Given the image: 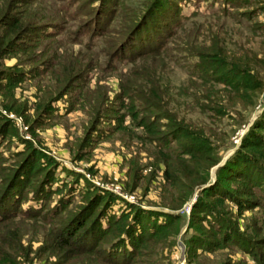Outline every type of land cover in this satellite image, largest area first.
Returning a JSON list of instances; mask_svg holds the SVG:
<instances>
[{
  "label": "rangeland",
  "instance_id": "obj_1",
  "mask_svg": "<svg viewBox=\"0 0 264 264\" xmlns=\"http://www.w3.org/2000/svg\"><path fill=\"white\" fill-rule=\"evenodd\" d=\"M17 1L26 2L21 6L30 11L32 20L40 28H30L26 32L29 35L14 41V46L22 49L0 55V75L11 73L13 68L19 70L15 74L18 80L12 88L0 85V112L3 115L0 122V181L3 182L0 190L9 173L4 167H15L26 153L27 145H31L58 162L53 171L57 182L71 180V184L78 186L65 195L70 197L59 214L63 221L84 204L80 186L87 181L102 192L115 195L120 204L124 199L144 209L180 215L177 227L169 230L167 236L171 237L157 245L159 253L153 264H264L261 258L264 245L243 239L236 242L216 240L208 249L192 247L196 248V254L186 250L187 239L194 231L192 225L187 227L191 202L201 186L214 180L216 164H222L233 152L264 107V0H175L180 15H186L180 18L181 26L187 29L191 22L196 25L202 23L203 18L216 19L221 28L217 40L225 52L229 56L248 58V64L263 80L262 89L255 92L251 103H242L235 98L227 100V95L218 91L219 99L225 103L224 114L218 115L210 109L200 111L188 95L190 90L195 96L200 92L199 88L190 87L191 75L197 72L193 66L196 57L174 49L172 37L179 31V26L169 25L175 33L167 37L166 57L156 61L164 68L160 73L164 85L178 92L176 101H170L169 108L176 110L188 124L203 126L213 145L212 154L219 158L209 169V179L195 185L181 204L179 200L189 192L187 185L192 175H177L176 185L162 178L164 165L155 155L160 141L151 138L129 119L120 103L123 98L119 97V82L129 81L128 71L138 63V59L129 60L125 55L124 42L117 49L114 47L118 40L116 30L121 21L120 14L136 17L153 0H111L105 10L103 0ZM18 4L16 6H20ZM3 11L4 8L0 14ZM98 12L102 22L94 27V16ZM202 28L199 27L198 32ZM114 38V44L108 47V41ZM178 44L182 45L176 41ZM73 68L79 77H75L73 83L54 89L51 71L62 75ZM50 95L55 96L51 111L38 114L36 105L41 98L47 99ZM6 105L21 109L24 116L6 109ZM122 112L124 128L118 127L116 121ZM25 119L31 125V131ZM160 128L165 130L163 125ZM169 144L168 150L172 151L178 143L171 141ZM190 168L200 175V165L193 164ZM228 184L230 188L236 185L235 180ZM251 191L257 194L254 195L257 204L236 215L235 205L225 200V217L247 237L264 239V191L254 186ZM59 195L51 193L46 206L56 202ZM27 203L21 199L20 207ZM170 205L176 207L170 208ZM15 213L7 219L5 234L0 237L13 236L9 231L20 235V249L25 246L26 250H22L27 256L25 252L16 256V264H86L83 257L86 255H72L62 251L61 247H53L55 241L48 237L53 236L50 232L58 226L56 222L23 217L18 209ZM162 217L158 213L157 222ZM203 228L209 230L207 226ZM0 246L8 258L13 257L11 249L1 243ZM90 257L93 258L91 262L103 264L97 257ZM146 259L139 263L147 264Z\"/></svg>",
  "mask_w": 264,
  "mask_h": 264
},
{
  "label": "trees",
  "instance_id": "obj_2",
  "mask_svg": "<svg viewBox=\"0 0 264 264\" xmlns=\"http://www.w3.org/2000/svg\"><path fill=\"white\" fill-rule=\"evenodd\" d=\"M0 1H2L0 11L4 8L0 14L2 27L0 55H2L14 49H22L14 46V41L26 34L29 35V32H26L30 28L36 29L40 26L32 20L30 11H26L21 6L26 3L25 1ZM170 1L172 2L153 0L136 17L120 14L121 21L116 30L118 40L114 47L117 49L119 44L124 42L125 55L129 60L138 59V63L128 71L129 81L119 82V97L123 98L120 103L135 125L151 138L160 141L155 155L164 165L162 178L169 180L171 185H176L179 180L177 175H192L187 185L189 192L179 200L181 204L188 198L195 185L203 184L209 179V169L218 162L219 158L212 154L213 145L204 127L188 124L189 122L182 116H178L176 110L169 108L170 101H176L178 92L174 89L169 90L164 85L160 76L164 68L156 63L157 60L166 57L165 52L169 48L165 44L168 41L167 37L175 33L169 25L175 23L179 26V31L172 37L175 42L174 49L187 51L196 57L193 66L197 72L191 75L190 87L199 88L200 92L195 96L190 90L188 95L191 103L200 111L210 109L218 115L224 114L225 103L219 99L218 91H223L228 97L227 100L235 98L242 103H251L255 92L262 89L263 80L248 64V58L244 59L242 55L229 56L225 52V48L217 40L221 28L217 25L216 19L203 18L202 23L195 25V22H191V25L185 29L179 21L186 15H180L179 4L175 0ZM110 2L111 0H103L102 8L105 10ZM17 3L20 6H16ZM99 12L94 16V20L96 18L94 27L102 22L98 19ZM197 26H203L204 29L198 32L199 27L195 30ZM114 40L115 38L108 41L110 42L108 47H112ZM176 41L182 45H176ZM18 71L17 68H13L11 73L0 75V79H3L0 80V85L12 88L18 80L15 76ZM77 73L74 68L71 72L62 75L58 72L54 74L52 70L54 89L73 83L75 77H79ZM53 99L55 96L51 95L47 99L41 98V102L35 107L38 114L51 111ZM5 108L13 110L19 116L23 115L21 109L17 107L14 109L11 105H6ZM123 116L122 112L116 118L118 127H125L122 125ZM161 119L164 121L162 122ZM2 121L3 115L0 112V122ZM25 122L31 131V125L26 119ZM161 125L165 126V130H161ZM171 141L178 143L176 149L172 151L168 150ZM27 147L26 153L15 167H4L9 173L0 190V230L2 231L0 236L5 234L3 230L7 226V219L13 217L18 209L23 217H36L37 220L56 222L58 226L50 232L53 236L48 237L51 241H55L53 247L56 249L61 247L62 251L72 255H86L83 256L86 258L84 260L86 264H97L91 262L93 258L90 256L97 257L103 264H141L139 261L144 258H147V264H153L159 253V243L171 237L167 236L169 230L177 227V221L180 219L178 213L155 212L124 199L120 200L122 201L120 204L115 200V195L102 192L86 181L80 186L84 204L63 221L59 214L65 208L66 204L63 203L68 202L70 197L65 195H69V192L77 189L78 186L71 184V180L57 182L58 178L54 176L53 171L58 162L40 149L31 145ZM193 164L200 165L199 176L190 168ZM176 165L180 166L175 167ZM234 180L236 185L230 188L228 183ZM252 186L264 191V107L260 117L254 119L243 133L233 152L222 164L216 166L214 180L201 186L191 202L187 227L192 225L194 231L187 239L186 250L196 254V248L192 249V247L208 249L216 240L230 239L234 242L243 239L264 245V239L253 240L252 237H247L225 217L226 210L223 206L225 200L235 205L236 215H239L243 209L252 208L257 204L254 200V195L257 194L251 191ZM63 190L64 192L61 193ZM51 193H60V195L56 202L47 207L46 202ZM21 199L24 203L28 202L23 207H20ZM114 204L116 208H113ZM158 213L163 215L159 222H157ZM203 226H207L209 230H205ZM9 233L13 236L3 239L0 237V243L14 252L11 251L13 257L8 258L7 252L0 246V264H16V256L19 257L23 252L27 256L26 247L22 248L25 250L20 249V235L15 231ZM262 256L261 258L264 259V254ZM190 261L192 260L189 257L188 263Z\"/></svg>",
  "mask_w": 264,
  "mask_h": 264
},
{
  "label": "water",
  "instance_id": "obj_3",
  "mask_svg": "<svg viewBox=\"0 0 264 264\" xmlns=\"http://www.w3.org/2000/svg\"><path fill=\"white\" fill-rule=\"evenodd\" d=\"M220 164H221V162H219L218 164H216V166H217V165H220Z\"/></svg>",
  "mask_w": 264,
  "mask_h": 264
}]
</instances>
